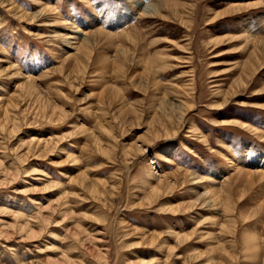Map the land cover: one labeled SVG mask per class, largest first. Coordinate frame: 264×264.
I'll return each mask as SVG.
<instances>
[{
	"label": "rangeland",
	"instance_id": "374dc122",
	"mask_svg": "<svg viewBox=\"0 0 264 264\" xmlns=\"http://www.w3.org/2000/svg\"><path fill=\"white\" fill-rule=\"evenodd\" d=\"M0 264H264V0H0Z\"/></svg>",
	"mask_w": 264,
	"mask_h": 264
}]
</instances>
